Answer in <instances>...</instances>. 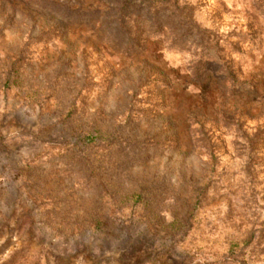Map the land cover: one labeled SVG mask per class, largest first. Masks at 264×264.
Returning <instances> with one entry per match:
<instances>
[{
  "label": "rangeland",
  "instance_id": "1",
  "mask_svg": "<svg viewBox=\"0 0 264 264\" xmlns=\"http://www.w3.org/2000/svg\"><path fill=\"white\" fill-rule=\"evenodd\" d=\"M184 1L0 0V264H264V1Z\"/></svg>",
  "mask_w": 264,
  "mask_h": 264
},
{
  "label": "trees",
  "instance_id": "2",
  "mask_svg": "<svg viewBox=\"0 0 264 264\" xmlns=\"http://www.w3.org/2000/svg\"><path fill=\"white\" fill-rule=\"evenodd\" d=\"M99 2H103L104 0H95ZM264 1V0H262ZM106 2V1H105ZM110 4L112 6L111 12L108 13L109 20H111L114 15L112 13H120L118 19H115V21L123 23L124 18L128 16L127 10L134 8L137 6V2L147 6V10L149 11H156L158 14L160 11H163L166 13L167 11H173V12H179L181 9V4L185 1L184 0H110ZM186 4V3H185ZM161 9V10H160ZM154 13V15H156ZM157 16V15H156ZM167 18H172L171 16H166ZM98 19V18H96ZM104 20V19H103ZM121 20V21H120ZM158 22V21H157ZM112 24V23H111ZM102 25L105 26L102 23ZM159 26V25H157ZM11 70V69H10ZM8 71L6 73V81L10 83L12 79V72ZM75 104L71 105L69 109L66 111V118L60 119V123H67L72 122V117L75 114ZM99 130L96 128L90 126L87 128H76L73 131L72 137L70 140L65 141L64 145L68 146L64 150V154H67L66 157L69 158L71 161L68 163V168L65 169L62 173L68 174V176H73V168H78V172L86 171L90 169V166H87L85 163H90L88 155L92 151H99L100 147L102 146V142L99 141ZM123 143L120 144V148L122 152H126L127 156H131L132 153L137 152H146L147 150H150L152 147L155 146V144H158L159 141H156L153 138H146L143 140H136L134 138H127L122 141ZM134 158V156L132 157ZM74 162V163H73ZM76 162V163H75ZM31 163V162H30ZM34 163V162H32ZM74 166V167H73ZM29 169H31V166H28ZM36 168V167H35ZM33 170V169H32ZM41 173H36L34 175H29L27 178H24V182L26 183L27 187L30 188V190L35 191L37 189L38 185L41 184ZM39 183V184H38ZM146 189L140 188L137 193H134V197H136L137 201L136 204H134L133 208L137 205L138 202H142L146 209H148L150 212L154 207H152L151 204H149V198L148 195L145 194ZM153 202V199L151 200ZM102 223L101 219H97L96 223L94 224V227H99V225ZM93 226V225H90Z\"/></svg>",
  "mask_w": 264,
  "mask_h": 264
}]
</instances>
